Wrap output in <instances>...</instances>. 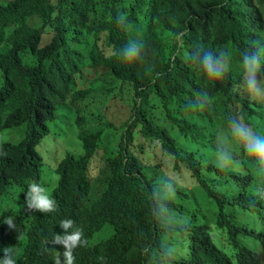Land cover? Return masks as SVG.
<instances>
[{
	"label": "clouds",
	"instance_id": "clouds-1",
	"mask_svg": "<svg viewBox=\"0 0 264 264\" xmlns=\"http://www.w3.org/2000/svg\"><path fill=\"white\" fill-rule=\"evenodd\" d=\"M0 264H264V0H0Z\"/></svg>",
	"mask_w": 264,
	"mask_h": 264
},
{
	"label": "rangeland",
	"instance_id": "rangeland-1",
	"mask_svg": "<svg viewBox=\"0 0 264 264\" xmlns=\"http://www.w3.org/2000/svg\"><path fill=\"white\" fill-rule=\"evenodd\" d=\"M23 138H24V133L22 131H17L13 135V140L16 143L20 142ZM62 140L65 141L71 149L74 148V143L72 141L68 140L67 136L65 134L63 135ZM47 143L49 144L51 151H54L56 146H57V142L54 140H49Z\"/></svg>",
	"mask_w": 264,
	"mask_h": 264
}]
</instances>
